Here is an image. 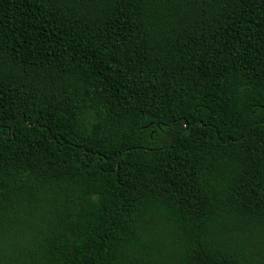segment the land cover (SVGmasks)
I'll return each instance as SVG.
<instances>
[{
    "label": "trees",
    "instance_id": "16d2710c",
    "mask_svg": "<svg viewBox=\"0 0 264 264\" xmlns=\"http://www.w3.org/2000/svg\"><path fill=\"white\" fill-rule=\"evenodd\" d=\"M0 264H264V0H0Z\"/></svg>",
    "mask_w": 264,
    "mask_h": 264
},
{
    "label": "water",
    "instance_id": "95a60500",
    "mask_svg": "<svg viewBox=\"0 0 264 264\" xmlns=\"http://www.w3.org/2000/svg\"><path fill=\"white\" fill-rule=\"evenodd\" d=\"M187 124V123H186Z\"/></svg>",
    "mask_w": 264,
    "mask_h": 264
}]
</instances>
